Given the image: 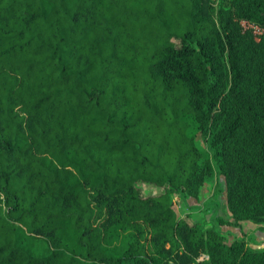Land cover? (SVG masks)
<instances>
[{
    "label": "trees",
    "instance_id": "16d2710c",
    "mask_svg": "<svg viewBox=\"0 0 264 264\" xmlns=\"http://www.w3.org/2000/svg\"><path fill=\"white\" fill-rule=\"evenodd\" d=\"M213 177L231 220L178 216ZM244 221L264 230V0H0V264H264L220 229Z\"/></svg>",
    "mask_w": 264,
    "mask_h": 264
},
{
    "label": "rangeland",
    "instance_id": "374dc122",
    "mask_svg": "<svg viewBox=\"0 0 264 264\" xmlns=\"http://www.w3.org/2000/svg\"><path fill=\"white\" fill-rule=\"evenodd\" d=\"M197 141L205 147L200 134L196 135ZM143 193H158L161 189L152 184H142ZM216 188V177L208 179L203 185L199 199L186 198L182 199L176 195L173 197L174 209L178 216H188L190 219L198 220L205 225L212 224L213 216H219L224 221H230L231 215L225 205L224 191L213 202L212 195ZM189 219V218H188ZM226 236L227 241L234 238L245 237L250 246L261 247L264 245V230L261 226L249 221L241 222L239 226L222 225L220 228Z\"/></svg>",
    "mask_w": 264,
    "mask_h": 264
},
{
    "label": "built area",
    "instance_id": "2783aa9c",
    "mask_svg": "<svg viewBox=\"0 0 264 264\" xmlns=\"http://www.w3.org/2000/svg\"><path fill=\"white\" fill-rule=\"evenodd\" d=\"M190 264H210L209 256L206 253H201Z\"/></svg>",
    "mask_w": 264,
    "mask_h": 264
}]
</instances>
